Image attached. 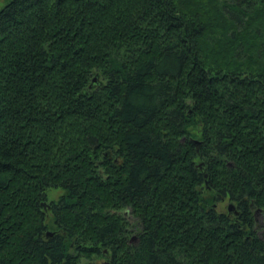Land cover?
<instances>
[{
  "label": "trees",
  "instance_id": "trees-1",
  "mask_svg": "<svg viewBox=\"0 0 264 264\" xmlns=\"http://www.w3.org/2000/svg\"><path fill=\"white\" fill-rule=\"evenodd\" d=\"M99 258L264 264V0L0 8V264Z\"/></svg>",
  "mask_w": 264,
  "mask_h": 264
},
{
  "label": "rangeland",
  "instance_id": "rangeland-1",
  "mask_svg": "<svg viewBox=\"0 0 264 264\" xmlns=\"http://www.w3.org/2000/svg\"><path fill=\"white\" fill-rule=\"evenodd\" d=\"M7 1H9V0H0V8L3 7ZM60 194H61V190H50L48 196L50 199L56 200ZM230 203L231 202H229L228 200H223L221 202H216L215 203L216 205H214V206L218 212L228 213V206ZM260 215L261 214L258 213L256 215L255 220L257 221V224L262 227L263 220H261L262 218ZM127 217H128V220L131 222L132 219H131L130 215H127ZM132 237H134V236H132ZM93 262H94V264H104L105 259L99 258V259L94 260Z\"/></svg>",
  "mask_w": 264,
  "mask_h": 264
},
{
  "label": "water",
  "instance_id": "water-1",
  "mask_svg": "<svg viewBox=\"0 0 264 264\" xmlns=\"http://www.w3.org/2000/svg\"><path fill=\"white\" fill-rule=\"evenodd\" d=\"M231 214L237 215V212L235 211V206L232 203H230L228 206V215H231ZM257 214H258V211H255V215ZM134 240H135V237H132L130 241H134Z\"/></svg>",
  "mask_w": 264,
  "mask_h": 264
}]
</instances>
